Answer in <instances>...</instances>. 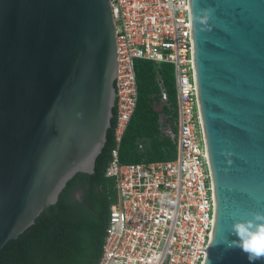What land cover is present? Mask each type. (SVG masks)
Returning <instances> with one entry per match:
<instances>
[{"label": "water", "instance_id": "obj_1", "mask_svg": "<svg viewBox=\"0 0 264 264\" xmlns=\"http://www.w3.org/2000/svg\"><path fill=\"white\" fill-rule=\"evenodd\" d=\"M215 225L204 264L250 262L230 226L264 212V0H189ZM110 0H0V250L92 174L116 103Z\"/></svg>", "mask_w": 264, "mask_h": 264}, {"label": "built area", "instance_id": "obj_2", "mask_svg": "<svg viewBox=\"0 0 264 264\" xmlns=\"http://www.w3.org/2000/svg\"><path fill=\"white\" fill-rule=\"evenodd\" d=\"M116 26L115 147L105 170L116 200L97 264H204L214 196L199 115L189 0H110ZM173 67L177 156L124 164L120 147L138 105L136 62Z\"/></svg>", "mask_w": 264, "mask_h": 264}, {"label": "trees", "instance_id": "obj_3", "mask_svg": "<svg viewBox=\"0 0 264 264\" xmlns=\"http://www.w3.org/2000/svg\"><path fill=\"white\" fill-rule=\"evenodd\" d=\"M138 105L120 147L124 164L171 161L177 156V99L173 67L138 60ZM163 104L161 111L156 106ZM175 137L166 135L161 116ZM117 110L113 108L107 141L92 174L78 173L65 186L58 201L35 223L0 250V264H97L103 251L110 207L116 200L113 181L104 174L115 147ZM82 187V201H71L73 189Z\"/></svg>", "mask_w": 264, "mask_h": 264}, {"label": "clouds", "instance_id": "obj_4", "mask_svg": "<svg viewBox=\"0 0 264 264\" xmlns=\"http://www.w3.org/2000/svg\"><path fill=\"white\" fill-rule=\"evenodd\" d=\"M230 230L238 239L226 241L228 247L240 248L250 262L264 257V212L248 213L245 218L235 220Z\"/></svg>", "mask_w": 264, "mask_h": 264}, {"label": "rangeland", "instance_id": "obj_5", "mask_svg": "<svg viewBox=\"0 0 264 264\" xmlns=\"http://www.w3.org/2000/svg\"><path fill=\"white\" fill-rule=\"evenodd\" d=\"M163 104L164 103L157 105L156 106V110L161 111ZM160 121H161V124L163 125L162 129H163L164 133L166 135L172 137V138L175 137V134L172 132L171 128L169 127L170 124L167 123L166 117L164 115L161 116V120Z\"/></svg>", "mask_w": 264, "mask_h": 264}, {"label": "flooded vegetation", "instance_id": "obj_6", "mask_svg": "<svg viewBox=\"0 0 264 264\" xmlns=\"http://www.w3.org/2000/svg\"><path fill=\"white\" fill-rule=\"evenodd\" d=\"M83 195H84V190L82 187H77L75 189H73L70 199L71 201H82L83 199Z\"/></svg>", "mask_w": 264, "mask_h": 264}]
</instances>
